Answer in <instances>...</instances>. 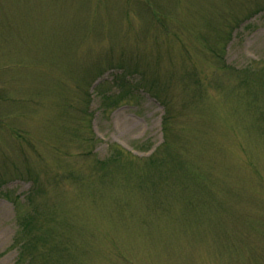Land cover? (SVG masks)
I'll use <instances>...</instances> for the list:
<instances>
[{
  "label": "rangeland",
  "instance_id": "rangeland-1",
  "mask_svg": "<svg viewBox=\"0 0 264 264\" xmlns=\"http://www.w3.org/2000/svg\"><path fill=\"white\" fill-rule=\"evenodd\" d=\"M0 264H264V0H0Z\"/></svg>",
  "mask_w": 264,
  "mask_h": 264
},
{
  "label": "trees",
  "instance_id": "trees-1",
  "mask_svg": "<svg viewBox=\"0 0 264 264\" xmlns=\"http://www.w3.org/2000/svg\"><path fill=\"white\" fill-rule=\"evenodd\" d=\"M31 249H29V251H30ZM29 251H28V253H29ZM32 254H34V253H32Z\"/></svg>",
  "mask_w": 264,
  "mask_h": 264
}]
</instances>
